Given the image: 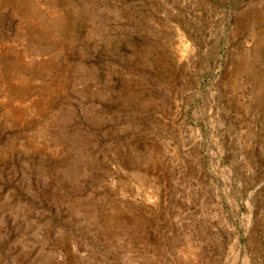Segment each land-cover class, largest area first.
Segmentation results:
<instances>
[{
	"label": "rangeland",
	"instance_id": "374dc122",
	"mask_svg": "<svg viewBox=\"0 0 264 264\" xmlns=\"http://www.w3.org/2000/svg\"><path fill=\"white\" fill-rule=\"evenodd\" d=\"M0 264H264V0H0Z\"/></svg>",
	"mask_w": 264,
	"mask_h": 264
}]
</instances>
